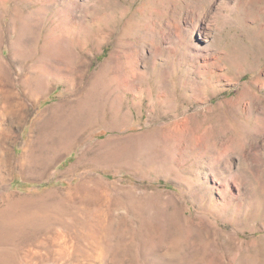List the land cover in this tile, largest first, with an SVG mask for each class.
Instances as JSON below:
<instances>
[{
  "label": "rangeland",
  "instance_id": "rangeland-1",
  "mask_svg": "<svg viewBox=\"0 0 264 264\" xmlns=\"http://www.w3.org/2000/svg\"><path fill=\"white\" fill-rule=\"evenodd\" d=\"M0 69L5 264H264V0H0Z\"/></svg>",
  "mask_w": 264,
  "mask_h": 264
},
{
  "label": "bare ground",
  "instance_id": "bare-ground-1",
  "mask_svg": "<svg viewBox=\"0 0 264 264\" xmlns=\"http://www.w3.org/2000/svg\"><path fill=\"white\" fill-rule=\"evenodd\" d=\"M200 1H202V0H200ZM203 1H205L206 2V0H203ZM213 3V2H212ZM207 4V3H206ZM229 8V7H228ZM195 15V14H194ZM207 23V22H206ZM208 24V23H207ZM207 24H205V23H203L202 24V28H200V30H199V32H198V35H203V34H205V32H207V30H208V25ZM202 38V37H201ZM0 76L1 77H3V76H5V77H8L9 75H8V72H4V74H3V70L2 69H0ZM36 92H37V90H36ZM2 102V101H1ZM3 103V102H2ZM3 105V104H2ZM1 107H3V106H1ZM4 109V111H6L9 115L11 114V112H12V110H13V108H11V107H8V106H6L5 108H3ZM55 120V118L53 117V118H51L49 121H48V123L49 124H52V122ZM54 123V122H53ZM61 123H63V122H61ZM36 124V123H35ZM35 126V125H34ZM60 125L58 124V127H59ZM64 126H65V124H64ZM63 126V127H64ZM61 127V126H60ZM38 128V127H37ZM58 130V129H57ZM64 133V132H63ZM62 135V134H61ZM65 135V134H64ZM59 136V135H58ZM66 138V137H65ZM59 139L61 140V138L59 137ZM56 140H57V138H56ZM64 140V139H63ZM58 143V142H57ZM60 143V142H59ZM59 146V145H58ZM60 148H61V143H60ZM13 205H10V207H12ZM1 253L2 252H0V255H1ZM89 257V256H88ZM101 259V258H100ZM0 264H5L4 263V260H0Z\"/></svg>",
  "mask_w": 264,
  "mask_h": 264
}]
</instances>
